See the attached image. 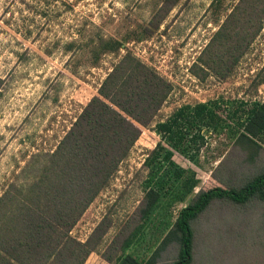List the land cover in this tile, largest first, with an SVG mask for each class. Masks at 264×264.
<instances>
[{
	"label": "rangeland",
	"instance_id": "rangeland-1",
	"mask_svg": "<svg viewBox=\"0 0 264 264\" xmlns=\"http://www.w3.org/2000/svg\"><path fill=\"white\" fill-rule=\"evenodd\" d=\"M213 1L180 0L167 14L161 0H0V195L9 184L25 178L22 169L35 166L36 156L54 150L127 50L172 85L156 120L165 119L184 104L215 101L221 107L217 111L225 116L240 102L262 101L264 82L257 83L264 80V21L250 51L228 77L221 79L210 72L201 79L191 73L218 29L211 22ZM237 2L221 0L218 24ZM161 16L159 28L149 34ZM79 32L83 41L99 35L124 41V45L116 54L104 53L92 66L85 49L75 56L63 50ZM198 68L201 75L206 73L205 66ZM154 123L141 126V135L127 158L70 232L82 241L100 220L111 221L98 249L84 264H109L105 257L119 253L121 240L137 222L134 210L143 198L146 176L142 162L158 141L170 146L152 129ZM229 124L239 127L235 120L229 119ZM225 132L216 136L212 128L205 131L206 143L195 160L176 154L183 166L200 174V185L211 179L207 169L217 165L211 156L219 150L229 154L216 173L233 180L234 188L264 172V148L247 149L243 138L234 146V137L229 140ZM260 144L264 147V140ZM235 175L243 178L235 182ZM163 225L161 219H155L150 223L152 232L124 253L139 260L151 259V264H170L179 247L172 234L155 233ZM191 227V264H264V203L260 200L254 198L245 205L213 200L192 220Z\"/></svg>",
	"mask_w": 264,
	"mask_h": 264
},
{
	"label": "trees",
	"instance_id": "trees-1",
	"mask_svg": "<svg viewBox=\"0 0 264 264\" xmlns=\"http://www.w3.org/2000/svg\"><path fill=\"white\" fill-rule=\"evenodd\" d=\"M179 1L161 0L160 4H166L168 14ZM220 2L212 3L215 12L211 22L218 29L200 54L207 58L198 57L190 68L201 79L210 72L221 79L232 74L240 58L250 51L264 21V0H238L218 24ZM163 18L155 21L149 34L159 28ZM81 34L66 42L63 50L75 56L85 49L92 66L104 53L116 54L124 45V41L99 35L83 41ZM204 66L206 73L201 75L198 67ZM263 82L261 78L257 85ZM171 88V83L154 68L131 51L124 53L54 150L36 156L35 166L22 169L25 178L18 184H9L0 195V264H84L88 255L98 249L111 221L100 220L82 241L70 232L127 158L141 135V126L147 127L153 121L152 129L170 146L158 141L147 151L142 162L146 171L144 195L134 210L137 222L121 240L119 253L105 257L109 264H151V259L139 260L124 251L152 232L150 223L155 219L164 224L163 230L155 233L165 232L167 237L172 234L178 242L177 255L170 264H191V222L213 200L245 205L256 198L264 203V172L234 188L233 180L216 173L223 160L212 171L211 179L198 187L200 174L183 166L176 156L178 153L195 160L206 143L205 131L210 128L216 136L228 129L227 138L234 137L235 144L243 138L247 149H260L264 140V100L240 102L225 116L219 114L217 109L221 107L215 101L184 104L165 119L156 120ZM229 119L239 127L233 128ZM222 155L219 150L211 158L214 161Z\"/></svg>",
	"mask_w": 264,
	"mask_h": 264
},
{
	"label": "crops",
	"instance_id": "crops-1",
	"mask_svg": "<svg viewBox=\"0 0 264 264\" xmlns=\"http://www.w3.org/2000/svg\"><path fill=\"white\" fill-rule=\"evenodd\" d=\"M264 100V99H263ZM262 100V101H263ZM234 140H235V138H234ZM232 141V144H234V146L236 145L234 142L235 141ZM262 146V145H261ZM217 148V147H216ZM264 147L262 146L259 150H262ZM222 152H223V155L221 156V157H219L217 160H214L213 162L215 163V162H217V165L216 166H214L213 168L211 167V168H208L207 170L210 172V176L209 177H211V173H212V171H214L217 167H218V165H219V163H220V161H225V159H226V157H227V155L229 154V152H228V150H222ZM258 157V156H257ZM252 158L254 159V160H256V161H260L259 159H257L256 157H255V155H253L252 156ZM244 161V160H243ZM249 162V161H248ZM201 177V176H200ZM235 178H234V180H235V182H236V179H238L239 177H241L240 175H235L234 176ZM243 177V176H242ZM238 181V180H237ZM201 186V185H200Z\"/></svg>",
	"mask_w": 264,
	"mask_h": 264
}]
</instances>
